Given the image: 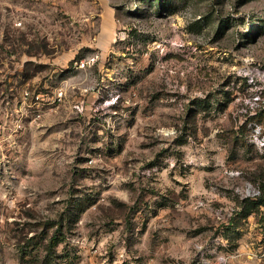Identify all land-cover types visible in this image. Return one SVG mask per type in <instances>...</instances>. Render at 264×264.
<instances>
[{
    "label": "rangeland",
    "instance_id": "1",
    "mask_svg": "<svg viewBox=\"0 0 264 264\" xmlns=\"http://www.w3.org/2000/svg\"><path fill=\"white\" fill-rule=\"evenodd\" d=\"M258 198L264 0H0V264H264Z\"/></svg>",
    "mask_w": 264,
    "mask_h": 264
},
{
    "label": "built area",
    "instance_id": "2",
    "mask_svg": "<svg viewBox=\"0 0 264 264\" xmlns=\"http://www.w3.org/2000/svg\"><path fill=\"white\" fill-rule=\"evenodd\" d=\"M25 95L26 96H28V93H25ZM62 93L60 92V93H57L56 94V97H55V101H61V97H62ZM40 99H41V95L40 94H37L36 96H35V102H34V104H37V105H39L40 104Z\"/></svg>",
    "mask_w": 264,
    "mask_h": 264
},
{
    "label": "trees",
    "instance_id": "3",
    "mask_svg": "<svg viewBox=\"0 0 264 264\" xmlns=\"http://www.w3.org/2000/svg\"><path fill=\"white\" fill-rule=\"evenodd\" d=\"M253 204L255 206H264V199L258 198Z\"/></svg>",
    "mask_w": 264,
    "mask_h": 264
}]
</instances>
